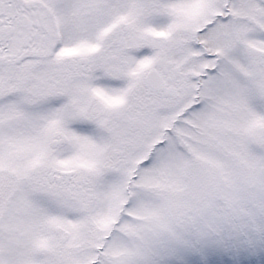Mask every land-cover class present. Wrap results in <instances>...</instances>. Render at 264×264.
Returning a JSON list of instances; mask_svg holds the SVG:
<instances>
[{"label": "snow or ice", "instance_id": "6c2138e0", "mask_svg": "<svg viewBox=\"0 0 264 264\" xmlns=\"http://www.w3.org/2000/svg\"><path fill=\"white\" fill-rule=\"evenodd\" d=\"M0 264H264V0H0Z\"/></svg>", "mask_w": 264, "mask_h": 264}]
</instances>
